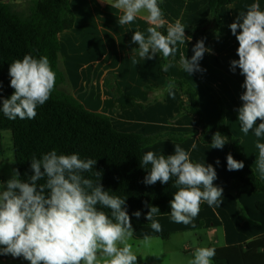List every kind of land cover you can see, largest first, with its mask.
<instances>
[{"label": "clouds", "instance_id": "clouds-1", "mask_svg": "<svg viewBox=\"0 0 264 264\" xmlns=\"http://www.w3.org/2000/svg\"><path fill=\"white\" fill-rule=\"evenodd\" d=\"M111 6L123 12L119 25L130 24L142 11L147 13L143 18L152 25L147 29V37L140 31L132 36L142 59H153L157 52L166 60L174 58L176 45L185 42V27L180 20L168 26L166 35L158 30L166 21L157 0H115ZM229 27L239 43V59L231 62V68L235 71L238 67L245 76L246 91L240 97L244 104L239 109L238 120L241 131L247 134L258 119L264 121V11L261 5L251 4L246 14L238 16ZM238 28L242 31L237 35ZM206 51L204 41H197L190 60L184 55L180 57L183 70L189 75L203 71L199 61ZM171 66L170 62L165 63L162 70L167 72ZM9 75L10 86L15 91L3 101L0 110L11 120L34 119L37 106L49 99L55 86V73L48 58L25 55L10 64ZM174 88L175 81L169 80L166 90L170 95H174ZM254 135L264 136V122L255 127ZM225 143L226 137L219 132L214 134L213 148L221 149ZM256 147L259 166L264 171V143L257 142ZM96 163L93 159L82 160L75 153L58 155L53 149L40 158L33 155L30 165L33 174L28 182L19 179L18 170H14L6 189L0 191V245L5 246L0 253L22 256L31 264H136L137 256L129 243L133 236L132 224L123 207L126 198L110 195L100 182L82 175L91 172ZM148 165L151 167L145 184L153 185L157 181L166 184L176 177L177 191L170 202L174 222L190 224L204 201L209 206H219L223 190L213 184L216 171L211 165L191 162L189 153L179 145L167 157L148 151L141 158V167ZM227 167L232 171L244 165L229 154ZM95 175L101 177L100 172L96 171ZM41 180L45 182L38 184ZM97 205L109 209L110 216L98 210ZM157 213L159 209L151 207L146 218L151 221V228L159 232L161 225L153 219ZM133 215L139 218L141 213L136 211ZM149 240L145 235L140 243L147 245ZM215 254V248L198 247L189 264H211Z\"/></svg>", "mask_w": 264, "mask_h": 264}, {"label": "crops", "instance_id": "crops-1", "mask_svg": "<svg viewBox=\"0 0 264 264\" xmlns=\"http://www.w3.org/2000/svg\"><path fill=\"white\" fill-rule=\"evenodd\" d=\"M35 1L0 0V3L27 10ZM70 1L76 23L73 29L59 36V66L67 77L64 90L89 111L107 115L113 127L120 132L152 138L158 136V140L143 149V154L152 151L167 157L174 154L175 147L179 145L189 153L191 162L211 165L217 173L213 184L224 192L218 201L219 206L202 202L199 214L186 226L179 223L180 229L177 231L202 226L213 231L211 239L214 244L223 242L221 247L243 245L264 236V214L255 207L257 201L264 200V195H255L247 189L232 190L240 178L235 170L229 171L227 167L229 142L226 139L223 148L217 149L212 147L213 141H209L220 131L221 107L211 92L213 90L223 103L224 128L240 141L247 164L264 183V171L260 169L259 149L256 147L257 142L264 143V136L257 138L254 135L255 127L264 121L258 119L253 130L247 134L241 131L238 115L244 104L240 97L246 91L243 87L245 76L238 67L235 71L231 68V62L239 59V43L229 27L238 16L246 14L253 3H259L264 11V0H238L224 7L214 21L210 20L209 0H157L165 9L162 18L166 21L159 31L167 33L168 26L177 20L185 27V42L176 46L177 58L170 62L172 66L169 74L171 80L185 81L197 92L199 106L208 126V133L204 137L206 142L201 140L203 130L196 118L181 113L180 104L187 103L188 98L176 86L174 95L166 90L168 81L160 73V66L165 59L162 53L157 52L153 59H142L138 55V45L132 42L135 31L147 37V29L152 26L143 18L147 13L142 11L130 24L119 25L118 20L123 12L111 6L115 0ZM87 10H90L89 16L84 13ZM90 27L92 30H89ZM240 31L238 28L237 35ZM200 40L204 41L208 49L199 61L203 71L189 75L180 65V57L184 55L190 60L194 54L193 47ZM88 57L93 58L90 64H83L81 60ZM78 76L81 78L79 82ZM109 77L123 97L106 89ZM83 87L91 90V98L86 93L81 94ZM93 88L96 89V99L91 101ZM216 230H222V239ZM162 234H166V231L133 230L132 237L144 240L145 235L151 239ZM24 261V257L11 255L10 258L0 259V264H23ZM146 264L158 263L147 261Z\"/></svg>", "mask_w": 264, "mask_h": 264}, {"label": "trees", "instance_id": "trees-1", "mask_svg": "<svg viewBox=\"0 0 264 264\" xmlns=\"http://www.w3.org/2000/svg\"><path fill=\"white\" fill-rule=\"evenodd\" d=\"M236 1L238 0H209L210 20H216L224 7ZM157 4L162 14L165 13L163 5L159 1ZM75 23L76 16L70 0H36L27 10H18L16 6L0 3V108L3 101L10 98L15 91L10 86L9 75L10 64L14 61L22 60L28 54L36 59L46 56L55 73L54 89L49 99L43 105L37 106L34 119L22 120L17 117L11 120L0 110V132L10 131L12 134L19 179L29 181L33 174L30 167L33 155L40 158L53 149L58 155L75 153L82 160H97L92 171L84 172L82 175L94 182H100L103 190L108 191L110 195L126 198L123 207L130 220L137 222L135 227L145 224L151 207L159 209V213L153 217L169 216L170 202L177 191L174 186L176 177H172L166 184L157 181L153 185H148L144 183V179L149 174L151 166L141 167L143 149L159 137L120 132L113 127L107 115L89 111L64 90L67 77L59 66L61 52L59 36L73 29ZM162 34L166 35V32L163 30ZM176 58L175 55L174 58L164 59L160 66V73L167 81L171 80L169 69L164 72L162 65ZM109 81H106V85L111 88L113 94L123 97L118 86ZM175 86L188 98L187 103L180 104L181 113L196 118L197 124L203 130L201 140L206 142L204 137L208 133V126L199 106L197 92L185 81H175ZM211 92L221 107L219 133L229 142V154L244 165L242 169L235 170L240 181L232 190L247 189L255 195H264V183L247 164L240 141L233 138L224 128L222 100L216 92L213 90ZM96 171L101 173V177L95 175ZM44 182L41 180L38 184ZM45 194L47 195V191ZM255 207L258 212L264 214V200L257 201ZM97 208L110 216L109 209L101 208L99 205ZM136 211L141 213L139 218L133 215ZM168 236L162 234L160 238L167 239ZM215 250L216 254L212 258L214 264H264V236L243 245L220 247ZM0 257L5 258L1 253ZM136 264L146 262L137 257Z\"/></svg>", "mask_w": 264, "mask_h": 264}, {"label": "rangeland", "instance_id": "rangeland-1", "mask_svg": "<svg viewBox=\"0 0 264 264\" xmlns=\"http://www.w3.org/2000/svg\"><path fill=\"white\" fill-rule=\"evenodd\" d=\"M90 10H87L86 13L88 16ZM89 30H92L90 27ZM92 33V31H91ZM89 54V51L86 52ZM93 58L88 57L87 59H82V63H89ZM88 64V65H89ZM94 71V70H93ZM92 73V72H91ZM98 74L96 73V76ZM81 78L78 76V82ZM91 79V75H90ZM90 79H85V81H90ZM107 80L112 81V78H108ZM113 83V81H112ZM114 84V83H113ZM112 86V85H111ZM63 90V86L61 87ZM93 95L95 94L96 89L93 88ZM106 89L114 93L111 88L106 85ZM91 90L89 88H84L81 94L86 93L88 97H92L90 93ZM96 99V96H93V100ZM14 170H17L15 159H14V150H13V140L12 134L10 131L0 132V191L6 189V182L12 178ZM18 193V190H16ZM172 218L169 216L162 217H153L154 220L158 221L161 225V230H165L166 234H168L167 239H163L160 237L151 238L147 245L140 243L143 240H136L132 237L129 243L132 245V250L137 257H140L144 262L153 261L158 264H189V261L193 259V254L196 248L198 247H214L218 248L223 246V242L219 244H214L211 239V235L213 231H208L204 227H196V228H184V230L177 231L180 229L179 223L174 222L173 220H169L166 218ZM165 218V219H164ZM148 222V224H147ZM146 224H143L139 227H135L136 221H131L133 230H149L153 231L151 228V221L147 220ZM186 226V225H184ZM220 239H222V230H216ZM5 246L0 245V250H2ZM2 254V253H1ZM5 257L10 258L11 254H3ZM22 257V256H20ZM23 258V257H22ZM0 259H2L0 257ZM9 260V259H8ZM23 264H31L29 261H24ZM213 264V261H211Z\"/></svg>", "mask_w": 264, "mask_h": 264}]
</instances>
